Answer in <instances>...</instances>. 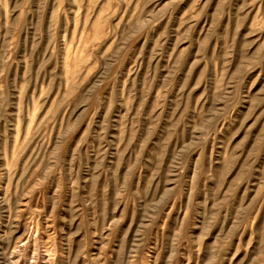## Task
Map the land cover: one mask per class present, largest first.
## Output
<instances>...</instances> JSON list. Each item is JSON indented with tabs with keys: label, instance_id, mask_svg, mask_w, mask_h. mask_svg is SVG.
<instances>
[{
	"label": "rangeland",
	"instance_id": "374dc122",
	"mask_svg": "<svg viewBox=\"0 0 264 264\" xmlns=\"http://www.w3.org/2000/svg\"><path fill=\"white\" fill-rule=\"evenodd\" d=\"M0 264H264V0H0Z\"/></svg>",
	"mask_w": 264,
	"mask_h": 264
}]
</instances>
